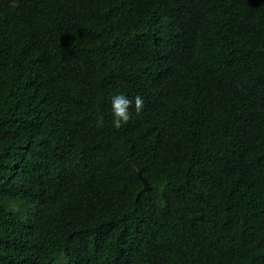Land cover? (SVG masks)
I'll list each match as a JSON object with an SVG mask.
<instances>
[{
  "label": "trees",
  "instance_id": "1",
  "mask_svg": "<svg viewBox=\"0 0 264 264\" xmlns=\"http://www.w3.org/2000/svg\"><path fill=\"white\" fill-rule=\"evenodd\" d=\"M0 264H264V0H0Z\"/></svg>",
  "mask_w": 264,
  "mask_h": 264
},
{
  "label": "clouds",
  "instance_id": "2",
  "mask_svg": "<svg viewBox=\"0 0 264 264\" xmlns=\"http://www.w3.org/2000/svg\"><path fill=\"white\" fill-rule=\"evenodd\" d=\"M132 101L123 93L116 94L111 99V113L113 116V123L119 127L122 123L129 121L130 112L129 107ZM142 108V100L140 97L135 98V110L139 112ZM102 123V121H101Z\"/></svg>",
  "mask_w": 264,
  "mask_h": 264
},
{
  "label": "water",
  "instance_id": "3",
  "mask_svg": "<svg viewBox=\"0 0 264 264\" xmlns=\"http://www.w3.org/2000/svg\"><path fill=\"white\" fill-rule=\"evenodd\" d=\"M140 179L142 180L143 182V188L142 190H148L151 188V184L150 182L147 181V179L145 177H143L140 173H138Z\"/></svg>",
  "mask_w": 264,
  "mask_h": 264
}]
</instances>
